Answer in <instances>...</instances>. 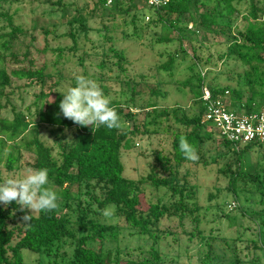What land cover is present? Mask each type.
<instances>
[{
    "label": "rangeland",
    "instance_id": "rangeland-1",
    "mask_svg": "<svg viewBox=\"0 0 264 264\" xmlns=\"http://www.w3.org/2000/svg\"><path fill=\"white\" fill-rule=\"evenodd\" d=\"M202 1L208 2L210 9L217 5L216 0ZM252 3L264 10V0H244L235 5L239 13H247ZM152 13L142 0H124V7L117 12L110 11L97 0H0V59L1 56L4 58L2 68L10 75L14 68L28 66L29 62L25 60L28 52L37 62L34 68L48 66V76L42 83L30 84L27 80L10 77L11 85L3 89V96L0 97V120L12 121L20 117L31 124H38L39 109H48L58 93L66 92L68 87L74 86L77 75L94 80L102 91L106 89L105 93L112 99H121V94H126V98L130 99L133 95L136 109L129 110L127 105H123L130 119L128 122L121 120V130L135 128L139 131L132 139L130 150L122 152L124 176L147 187V198H153L152 190L155 189L150 176H170L169 172L163 170L165 161H159L158 157H173L172 137L163 129L169 126L176 129L178 126L172 116L163 119L161 126L146 125L147 104L158 105L160 111L179 108L189 116L196 112L197 102L190 88L183 85L194 73L199 72L198 67L195 72L190 70L196 63L195 52L210 66L207 67L208 72H203L206 80L228 88V91L244 88V81H239V76L246 68L235 57L221 58L227 51L228 37L206 32L193 23V18L199 19V10L193 5L191 14L183 16L163 13L157 17ZM263 16L261 12L260 17ZM77 18H84L85 26L75 21ZM179 18L183 31L170 27V23ZM17 27L21 28V32H14ZM179 32H184L187 38L177 40ZM12 34H15L14 37ZM161 38H171L174 42L159 43ZM4 42H11V48L3 50ZM172 55L175 61L172 75H169L159 68L169 62ZM102 64L104 69L100 67ZM126 82H129L128 89ZM226 101L231 103L230 92ZM50 128L41 125L38 132L39 137L51 146L54 145L55 137L50 133ZM144 130H147L146 133ZM210 131L212 139L204 142L196 152L197 159L178 168V177H186L188 183L196 188V200L201 208L199 229L205 237L216 236V240L210 241L215 261L234 264L237 255L241 261L239 264H264V249L254 248L255 236L259 238L257 245L264 248L261 242L264 241V196L260 193L264 192V184H260L264 181V147L260 144L249 145V150L239 157L237 152H232L225 145L212 127ZM75 132V128L65 130L68 139L74 137ZM28 137L31 138L30 135ZM57 151L55 147L54 152ZM5 158L6 155L3 161L0 160V183L9 178H23L31 169L27 164L34 162L35 155L25 148L20 149V161L12 172L7 171ZM234 173L239 174L240 178L235 193L231 190ZM85 191L86 188H82V193L72 190V206L76 208L80 202L83 208L88 206L91 199ZM155 193L156 196H164L166 189L160 188ZM57 201L59 204L63 202L60 196ZM0 205L9 207L2 203ZM93 208L96 209V205ZM25 211L32 214L30 210ZM63 212H67L66 208ZM33 215L38 216L39 212ZM249 216L255 220H250ZM90 218L105 224L120 225L121 244L109 245L113 250L118 248L125 252L139 247L149 249L152 244L150 239L140 237L124 227L115 211L110 219L100 213ZM25 224L19 218L12 222L10 228L18 231ZM185 224L188 230H192L190 221ZM180 226L177 220L173 223H169L166 218L163 220L158 233L161 239L157 245L162 262L200 264L208 247L199 238L190 239ZM163 230L172 232V235H162ZM239 237L241 241L235 242ZM17 241L15 239L13 245ZM65 252L60 254L57 261L60 264L62 260L72 257V247L67 246ZM22 254L24 264H55L53 261L49 263L45 255L40 257L30 250L24 249Z\"/></svg>",
    "mask_w": 264,
    "mask_h": 264
},
{
    "label": "trees",
    "instance_id": "trees-1",
    "mask_svg": "<svg viewBox=\"0 0 264 264\" xmlns=\"http://www.w3.org/2000/svg\"><path fill=\"white\" fill-rule=\"evenodd\" d=\"M210 1V0H208ZM244 0H216L217 5L210 9L209 3L202 0H171V3L159 9L149 8L153 11L151 15L161 17L163 13L169 16H183L191 14L192 5L199 10V19L193 18L192 22L201 26L206 32L226 35L228 37L227 51L221 56L235 57L246 68L239 76L244 81V88L230 89L214 85L208 82L203 72L210 67L203 62L202 58L195 52L196 63L190 67L195 72L192 78L183 83L184 87L190 88L197 110L189 116L182 109L172 111H160L158 105L148 103L145 107L146 125L161 126L163 119L174 117L178 128L163 129L165 133L172 137V159L163 158L164 172H169V177L159 178L157 174L150 176V181L155 190H152L153 198L146 195V188L139 181L130 180L124 176V165L122 162V152L130 150L132 139L137 131L134 129H108L101 125L93 130L91 126H80L73 121L66 119L60 113L59 104L63 99L62 93H58L55 101L48 109L40 108L38 111L39 123L31 124L25 119L16 117L14 120H0V160L5 158V167L8 172H12L20 161V149L25 148L35 155L34 162L27 164L31 169H47L48 185L57 197H61L63 202L58 203V207L51 212H39V215H32L28 211H21L19 205L12 202L8 208L0 205V264H24L22 251L24 249L36 253L49 261L58 264L60 254H65L67 246L72 247L73 254L68 260H62L61 264H165L162 262L158 251V243L161 236V224L166 218L169 223L178 221L181 224L183 233L193 238H199L208 247V252L201 259L200 264H224L215 261L213 257V245L211 240H216V236L205 237L199 229L200 210L196 196V188L188 183L186 177H178V168L189 162L179 149V138L184 136L188 142L198 152L203 143L212 139L210 124L205 123V106L201 100L203 89L208 87L213 96L231 94L230 109L235 112L251 115L264 109V16L260 13L264 10L251 4L247 13H239L236 3ZM102 6L101 0H97ZM105 7V6H104ZM124 7V0H118L113 6L105 7L110 11L117 12ZM11 19V17L9 18ZM81 26H85V19H76ZM161 22L164 20L161 18ZM180 18L170 23V27L177 31H183L179 25ZM167 28V24L164 23ZM186 24H184L185 27ZM21 32V28H14V32ZM10 35V34H9ZM15 34H12L14 37ZM187 36L184 32H179L177 40H184ZM159 43H172L171 38H161ZM11 42L2 44L3 50L10 49ZM183 45H181V50ZM31 53L25 56L29 62L28 66L14 68L9 75L6 69L2 68L4 58L0 59V97L3 96V89L11 85V78L27 80L30 84L42 83L48 76L47 68L37 67V62ZM118 55V54H116ZM176 56V54H174ZM172 55L169 62L160 66L159 70L172 72L175 57ZM118 57V56H117ZM120 60L122 59L119 57ZM202 64H200V63ZM101 69H104L102 64ZM172 75V74H171ZM195 80V81H194ZM127 89L129 82L125 84ZM75 86V85H74ZM106 94V89L103 88ZM119 97L110 98V105L118 113L120 120L126 122L130 119L129 113H125L123 105L128 109H136L133 102L134 96L126 98V94ZM123 102V103H122ZM125 103V104H124ZM2 108L0 100V109ZM151 117V119L149 118ZM45 125L50 128V133L55 137L54 145H48L39 137L38 128ZM75 128V135L68 139L65 130ZM146 133L147 130H144ZM31 136L28 137V136ZM225 145L239 157L249 150V145L260 144L264 147V142H253L245 145L244 148L237 149L229 141L222 139ZM57 147V153H55ZM7 149V154L6 150ZM174 163V165H172ZM239 174H232L231 190L236 192L235 187ZM240 179V178H239ZM264 184V181L260 183ZM82 188H86L85 194L90 196L91 202L83 208L80 202L75 208L71 204L72 190L76 189L82 193ZM160 188L166 189L164 196H156L155 192ZM260 193L264 196V192ZM145 204L143 205V202ZM94 209L93 207H95ZM107 206H113L116 216L124 223V227L132 230L140 237L148 238L152 244L148 248L139 247L133 251L122 252L118 248L113 250L109 245L121 244L120 225L105 224L90 218L91 215L102 214V210ZM66 208L67 212H63ZM243 214V213H242ZM25 215H32V219L25 224V227L16 231L10 228L13 221L23 218ZM250 218V216H249ZM255 218H250V220ZM187 221L191 222L192 230H188ZM169 229V228H166ZM172 235V232L163 230L162 235ZM135 235V234H134ZM136 235V236H137ZM260 237V234H259ZM254 248L263 250V246H258L256 237ZM18 241L13 245V241ZM235 241V240H234ZM241 241L239 237L237 241ZM264 244V241H261ZM229 248H232L229 246ZM234 264L241 263L238 256H235ZM65 261V262H64ZM60 264V263H59Z\"/></svg>",
    "mask_w": 264,
    "mask_h": 264
},
{
    "label": "clouds",
    "instance_id": "clouds-1",
    "mask_svg": "<svg viewBox=\"0 0 264 264\" xmlns=\"http://www.w3.org/2000/svg\"><path fill=\"white\" fill-rule=\"evenodd\" d=\"M75 81V86L68 87L62 93L58 115L62 114L77 125L91 126L94 131L101 125L108 129H121L123 124L120 117L100 86L83 75H77ZM179 149L186 159H197L194 147L184 136L179 138ZM48 183L47 169H29L23 178H9L0 183V203L7 206L15 202L21 211L30 210L32 215L42 211L51 212L58 207V197L47 187ZM32 215H25L22 218L24 223L29 222ZM102 215L112 218L114 207H105Z\"/></svg>",
    "mask_w": 264,
    "mask_h": 264
},
{
    "label": "built area",
    "instance_id": "built-area-1",
    "mask_svg": "<svg viewBox=\"0 0 264 264\" xmlns=\"http://www.w3.org/2000/svg\"><path fill=\"white\" fill-rule=\"evenodd\" d=\"M118 0H101L105 7ZM148 8L166 7L171 0H142ZM225 95L213 96L208 87L203 89L201 100L205 106L204 122L210 124L221 139L232 143L237 149L253 142H264V109L251 115L235 112Z\"/></svg>",
    "mask_w": 264,
    "mask_h": 264
}]
</instances>
